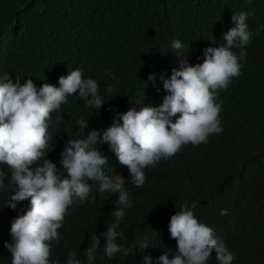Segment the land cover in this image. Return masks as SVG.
Segmentation results:
<instances>
[{"label":"trees","instance_id":"trees-1","mask_svg":"<svg viewBox=\"0 0 264 264\" xmlns=\"http://www.w3.org/2000/svg\"><path fill=\"white\" fill-rule=\"evenodd\" d=\"M239 11L249 13L251 39L244 49H233L247 52L240 60L241 74L216 96L221 132L145 168L143 187L131 183L128 167L110 144L97 145L108 158L105 174L122 175L133 202L118 229L127 241L118 238V243L131 249L129 255L109 259L103 254L101 233L114 220L109 214L119 193L100 192L97 181L84 203L68 208L59 243L51 242L50 259L66 264L73 251L88 264L85 249L94 234L101 241L94 264H143L145 255L157 258L166 252L171 257L178 245L170 235V218L181 204L195 203L199 222L211 226L235 254L232 264H264V0H0V75L8 72L14 81L31 78L37 87L44 82L59 87L61 75L79 68L84 78L98 82L106 102L98 113L77 93L51 114L52 124L57 117L62 123L49 127L55 147L47 158L65 176L66 131L77 132L78 119L88 120L86 132H103L117 120L122 124L120 116L132 108L161 105L168 93L160 75L170 77L184 51L190 64L202 63L206 48L224 43L223 34L234 26L233 12ZM173 40L184 45L179 58ZM106 85L112 86L111 93ZM0 171L10 185L0 189V264H12L5 242L14 243L12 221L27 211L30 199L15 209L7 206L17 187L6 164H0ZM222 209L228 214L222 216ZM144 238L149 247L141 251L135 245ZM207 264H217L215 251Z\"/></svg>","mask_w":264,"mask_h":264},{"label":"clouds","instance_id":"clouds-1","mask_svg":"<svg viewBox=\"0 0 264 264\" xmlns=\"http://www.w3.org/2000/svg\"><path fill=\"white\" fill-rule=\"evenodd\" d=\"M248 16L246 11L233 12L234 26L223 34L224 43L206 48L202 63L190 64L184 58L185 51L181 60L179 54L184 45L180 40L172 41L171 48L180 66L172 70L170 77L160 75L168 93L161 105L132 108L120 116L122 124L117 120L103 132L97 129L86 132L88 120L78 119L79 130L66 131L70 139L61 153L66 176L47 158L55 147V136L49 127L62 123L57 117L52 124L51 114L67 102L69 95L77 93L86 107L99 113L106 102L98 82L84 78L79 68L61 75L59 87L48 82L37 87L31 78L22 82L17 77L14 81L8 72L0 75V164L9 167L17 187L6 205L15 209L19 202L30 199L27 211L12 221L10 234L14 243L5 242L12 253V264H61L50 259L51 242L59 243L58 230L63 227L68 208L74 203H84L97 181L100 192L119 193L115 209L109 214L114 220L101 233L106 240L103 254L109 259L121 252L129 255L131 249L118 243V238L127 242L118 229L133 202L125 178L105 174L108 158L97 145L110 144L119 162L128 167L131 183L143 187L145 168L174 156L189 143L198 146L206 143L211 134L221 132V106L216 96L233 77L241 74L240 60L247 52L241 50L237 54L233 49H244L250 42ZM148 79L154 82L156 77L150 74ZM105 91L111 93L112 86L106 85ZM6 187L10 185H5L4 173L0 171V189ZM195 206V203L191 207L181 204L170 218L169 231L177 241V251L171 257L167 252L157 258L145 255L143 264H153L154 259L155 264H207L213 251L217 264H232L235 254L211 226L199 222L193 211ZM220 214L227 215L228 210L222 209ZM135 246L143 251L149 247V241L138 240ZM100 248V237L92 235L85 249L88 264H94ZM66 264L83 262L69 251Z\"/></svg>","mask_w":264,"mask_h":264}]
</instances>
